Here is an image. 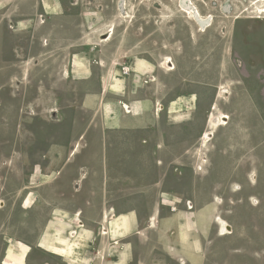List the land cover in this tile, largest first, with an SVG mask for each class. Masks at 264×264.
<instances>
[{"label":"crops","instance_id":"1","mask_svg":"<svg viewBox=\"0 0 264 264\" xmlns=\"http://www.w3.org/2000/svg\"><path fill=\"white\" fill-rule=\"evenodd\" d=\"M52 16L54 24L44 29L36 25L25 46L0 40V91L8 95L13 71L23 80L30 76L32 86L28 102L6 97L1 105L36 111L30 120L13 126L17 132L20 123L16 136L20 134L21 150L10 158L9 184L0 162V264H16L5 259L9 247L26 264L24 244L53 255V264H264V173L256 170L253 184L249 176L255 172L243 171L237 182L242 190L234 193L232 183L203 188L198 173L176 166L204 155L200 145L212 106L227 112L219 97L223 84L213 81L200 93L198 81L213 79L211 69H190L184 65L190 62L175 53L152 57L150 48L124 31L109 41L81 43L82 31L71 39L68 15ZM12 30L19 31L17 26ZM167 56L175 71L161 66ZM203 98L206 103L200 108ZM158 104L164 105L162 111ZM5 133L0 132V139L7 142L11 127ZM159 161L165 168L156 172ZM27 162L29 172L23 167ZM204 170L202 176L218 174ZM24 175L31 187L23 186ZM27 189L37 204L49 209V216L42 222L38 212L31 225L37 233L32 244L15 236L10 245L14 234L6 231L21 228L18 199ZM216 197L224 199L218 203ZM187 201L192 209L185 206ZM88 206L96 209L95 218L86 216ZM76 211L91 231L85 255L81 239L72 240L77 234L73 231L82 229ZM112 211L118 216L111 221ZM121 215L128 218V234L99 233L105 232L107 222L110 227L117 224ZM217 217L223 226L231 225L229 232L219 231ZM88 220L95 225L89 226ZM54 223H63L65 236H52Z\"/></svg>","mask_w":264,"mask_h":264},{"label":"rangeland","instance_id":"2","mask_svg":"<svg viewBox=\"0 0 264 264\" xmlns=\"http://www.w3.org/2000/svg\"><path fill=\"white\" fill-rule=\"evenodd\" d=\"M250 1L242 0L235 3L232 0L225 2L194 0L203 14L212 16L214 19L213 24L208 25L202 31L196 20L189 13L187 14L181 10L182 7L189 4V0H184V3H182V0H0V40L3 41V44L19 42V44L25 46L30 31L36 25L41 23L38 27L44 29L45 25L54 24L52 15L65 13L69 16L70 23L67 25V29L70 30L72 40L77 36V31H82L80 33L82 36L81 43H89L91 40L100 41V36L106 35L110 31L105 39H108L111 35V40L124 31V34L128 33L136 43L145 44L150 48L152 57L161 53H175L183 59L184 63L186 61L190 62L184 64L190 69L204 71V73L206 69H211L213 79L198 81L200 93L204 95L206 89H208L207 86L211 87L210 83L213 81L223 84L224 86L219 91V97L222 99V89L229 92V98L223 102V109L230 112L232 116L227 112H223L222 109L220 110L218 104H214L217 106V110L212 106L209 128L204 133L212 131L211 122H217L219 113L229 114L228 125L215 129L214 139L206 142L202 138L200 147L204 152L203 156L200 153V158L179 161L176 166L180 169L190 167L195 173H198L199 186L203 188H208L211 184H218L217 187L225 188L229 183H232L234 193H238L242 190V187L237 182L241 179L243 171L255 172L250 173L249 176V180L253 184L258 179L256 170L264 173V18L261 20L257 18L256 6L251 4ZM15 26L19 31L12 32V28H15ZM103 30L105 31L102 33ZM0 47H2V42H0ZM24 51L25 49L22 50V54H24ZM168 58L171 59L167 56L165 61ZM165 61L161 63V66L171 71L166 66ZM11 74L15 77L10 80L8 95L6 96L4 91H0V132H3V136H6L5 128L11 127L12 134L10 135L12 136L9 137H13V126H15L16 121H27L36 115V111L25 108L17 110L13 106H10L11 109L8 108L7 110L4 105H1L2 101L4 104L6 97L9 102H15L16 100L28 102L30 100L32 92L30 76L29 79L27 77L23 80L16 76L15 71ZM204 101V98L203 101H200V108L206 103ZM163 109V104L157 105L158 111ZM45 114L47 115V113ZM17 126L18 133H20V123ZM17 137L18 140L16 141L19 142L15 144L5 142L6 137L0 139V162L2 164L5 163V153L10 151V146L14 152L21 150L20 134ZM254 140L261 142H251ZM211 141L213 144L210 145ZM95 165V162L91 163L94 168ZM10 166L7 164L2 165L6 169H11ZM23 167L29 172L31 165L27 162V164L23 163ZM155 167L156 172H158L159 170L162 171L165 165L159 161L154 169ZM172 167V164L168 165L167 171H172ZM206 167L210 170H216L218 172L217 176L213 177L208 174L202 176ZM134 168H138V165L135 164ZM94 177V175L89 176L92 179ZM36 179L37 177L34 176V183H36ZM22 184L24 187H31V180L27 178V175L23 176ZM225 192L223 191L222 194L224 195ZM94 195L93 193L92 197H95ZM222 198L224 199V197H216V201L221 203ZM237 198L239 197H227L229 200H236ZM204 199L205 197L201 193L200 202ZM19 201L23 214L18 221L22 225L18 230L6 231V234H14L12 239H8V244L15 242V236L21 237L24 241L32 244L37 233L32 230L31 225L36 220L39 211L43 222L49 216V209L42 206V204H37L33 200L29 189L23 191L18 203ZM1 202L4 201L1 200ZM252 203L255 204L257 201L252 200ZM185 206L188 209L193 208L191 201H188V206L185 203ZM87 209L86 216L89 219L95 218L96 209L90 206ZM112 213L111 221L115 216H118L115 212L112 211ZM74 216L77 225L82 229L80 232L73 231L74 235L77 234L75 239H72V237L71 239H81L80 249L85 255V239H89L91 231L81 220L80 211H76ZM121 216H123L121 221L112 226L113 231L110 232L109 228L112 227L109 226L110 222H107L109 214L106 213L104 218H107V227L102 229V231L105 230L104 233H101V231L99 233L102 235L113 234L118 237L128 234V218L125 215ZM220 219L223 220L221 217H217L215 221L219 224V231L222 232L223 225ZM62 224L54 223L53 226L51 224L50 233L53 237L55 235L65 236L66 232H64ZM70 224L74 223L71 222ZM88 225L95 224L88 220ZM24 245L26 247L22 251L26 257V264H40V261L42 264H53V255ZM2 253L3 247H0V257Z\"/></svg>","mask_w":264,"mask_h":264},{"label":"bare ground","instance_id":"3","mask_svg":"<svg viewBox=\"0 0 264 264\" xmlns=\"http://www.w3.org/2000/svg\"><path fill=\"white\" fill-rule=\"evenodd\" d=\"M217 1L218 2H225V1H228V0H217ZM232 1H234L235 3H239L242 0H232ZM250 2H251V4H253L254 6H256V15H257V18L260 19V20L263 19L264 18V0H251ZM182 3H184V0H182ZM180 6L182 7L183 5H180ZM182 8L184 9V10L181 9L183 12H186L187 14L189 13V15L193 19L196 20V22L199 25V28L202 31L208 25H212L213 22H214V19H213L212 16H206L205 14H203L199 10V7H198L197 3L194 2V0H189V4L187 6H185V7H182ZM110 32L108 34H110ZM108 34L100 36V41H109L110 38H111V35L108 37V39H105V38H107L106 36H108ZM165 64H167L166 66L168 67L169 70H171V71L175 70V65L173 64V61L171 59L168 58L165 61ZM221 96H222V99L225 100V99L229 98V92L227 90H225V89H222L221 90ZM215 109L217 110V106L215 107ZM217 116H218L217 122H215V121L214 122H211L212 131L206 133L203 136V139L206 142L208 140L214 139V137H215V134H214L215 129H218L220 127H225L229 123L230 117L228 115H224V114L219 113ZM122 217L123 216H119L118 222L121 221ZM226 225L223 226V230L226 231V232H229V229L231 228V226L228 225V224H226ZM118 227H119V225H118ZM10 245H12V244H10ZM60 245H62V242L61 241H60ZM5 259L8 260V261H11L13 263H16V264H23L24 263L23 262V258H19L18 254L13 251L12 247H9L7 249V251H6V258Z\"/></svg>","mask_w":264,"mask_h":264},{"label":"flooded vegetation","instance_id":"4","mask_svg":"<svg viewBox=\"0 0 264 264\" xmlns=\"http://www.w3.org/2000/svg\"><path fill=\"white\" fill-rule=\"evenodd\" d=\"M16 133H18V131L17 132H14L13 133V137H9V141H7V143H10L11 142V140H13L12 142H13V144H15L16 143ZM12 134V133H11ZM15 134V135H14ZM13 154H16L14 151H13V148L10 146V151H8L7 153H5V163L3 162V164H7L8 166H10L11 165V157H12V155ZM12 166V165H11ZM10 166V167H11ZM3 172L4 173H6V177L4 178V180H5V182L7 183V184H9V181H10V172H11V169L9 168V169H6V168H3Z\"/></svg>","mask_w":264,"mask_h":264},{"label":"built area","instance_id":"5","mask_svg":"<svg viewBox=\"0 0 264 264\" xmlns=\"http://www.w3.org/2000/svg\"><path fill=\"white\" fill-rule=\"evenodd\" d=\"M163 61H165V58L163 59ZM187 206H188V201L186 202Z\"/></svg>","mask_w":264,"mask_h":264},{"label":"water","instance_id":"6","mask_svg":"<svg viewBox=\"0 0 264 264\" xmlns=\"http://www.w3.org/2000/svg\"><path fill=\"white\" fill-rule=\"evenodd\" d=\"M5 253V252H4Z\"/></svg>","mask_w":264,"mask_h":264}]
</instances>
